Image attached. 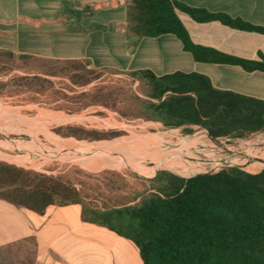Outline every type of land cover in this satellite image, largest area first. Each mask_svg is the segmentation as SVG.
<instances>
[{"label":"trees","instance_id":"1","mask_svg":"<svg viewBox=\"0 0 264 264\" xmlns=\"http://www.w3.org/2000/svg\"><path fill=\"white\" fill-rule=\"evenodd\" d=\"M178 11L197 22L217 20L232 28L264 32L224 13L174 0H129L127 34H172L196 61L264 72V61L251 63L192 43ZM15 62L22 64L23 74L0 80V95L28 93L27 101L36 103L40 97L62 100L64 105L56 110L66 113L102 106L121 118L159 122L167 128L198 125L212 138L241 136L264 128V101L217 90L202 74L175 71L157 76L149 69L121 72L89 67L87 60L40 59L0 50V65ZM13 70L10 67L0 76ZM103 70L124 75L130 83H137V89L102 81L84 89L99 79ZM53 77L68 83L56 88ZM69 128L64 135L77 139L114 137L97 131L85 136ZM187 174L191 173H183ZM147 181V189L130 201L111 208L87 207L86 217L131 241L143 264H264V168L250 173L231 167L188 178L159 170ZM0 199L36 214L52 205L85 204L75 185L61 176L1 160Z\"/></svg>","mask_w":264,"mask_h":264},{"label":"crops","instance_id":"2","mask_svg":"<svg viewBox=\"0 0 264 264\" xmlns=\"http://www.w3.org/2000/svg\"><path fill=\"white\" fill-rule=\"evenodd\" d=\"M264 29V0H174ZM129 0H0V50L40 59L87 60L121 72L205 75L213 88L264 101V72L196 61L172 34L128 35ZM177 15L195 45L251 63L264 61V32ZM159 123V122H158ZM198 126V125H184ZM86 204L43 214L0 199V264H143L134 244L85 216Z\"/></svg>","mask_w":264,"mask_h":264},{"label":"rangeland","instance_id":"3","mask_svg":"<svg viewBox=\"0 0 264 264\" xmlns=\"http://www.w3.org/2000/svg\"><path fill=\"white\" fill-rule=\"evenodd\" d=\"M21 65L19 62L0 65V72L14 68L9 75L0 76V80L22 75ZM100 74L99 79L84 89L101 81L137 89V83H130L124 75H112L107 70ZM52 80L56 88L68 83L57 77ZM28 97V93L0 95V160L61 176L75 185L87 207L111 208L130 201L147 189V179L159 170L188 178L231 167L250 173L264 168V128L241 136L212 138L200 126L167 128L158 122L127 120L102 106L66 113L56 110L64 105L62 100L52 102L40 97L36 103L27 101ZM67 127H70L68 131L85 136L97 131L114 137L77 139L64 135ZM126 142H131V146L117 148ZM93 143L105 145L94 148ZM238 158L241 159L233 162Z\"/></svg>","mask_w":264,"mask_h":264},{"label":"bare ground","instance_id":"4","mask_svg":"<svg viewBox=\"0 0 264 264\" xmlns=\"http://www.w3.org/2000/svg\"><path fill=\"white\" fill-rule=\"evenodd\" d=\"M65 118H73V117H71V116H65ZM59 120V119H58ZM38 129H41V128H39L38 127ZM94 145H93V147L95 148V147H103L105 144H102V143H93ZM59 145L61 146V147H64L63 146V144L61 143V142H59ZM96 145V146H95ZM124 146H131V142L130 143H128V142H126V143H124V144H121V145H119L117 148H123ZM87 147H91V145H89V146H87ZM106 147H108V146H106ZM242 158V157H241ZM241 158H238V159H236V160H234L233 162H238ZM196 173H199V172H196Z\"/></svg>","mask_w":264,"mask_h":264}]
</instances>
